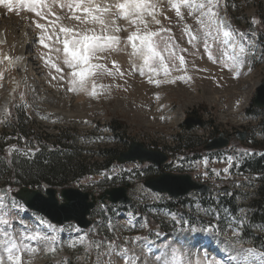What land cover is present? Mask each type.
<instances>
[{
    "label": "rangeland",
    "instance_id": "obj_1",
    "mask_svg": "<svg viewBox=\"0 0 264 264\" xmlns=\"http://www.w3.org/2000/svg\"><path fill=\"white\" fill-rule=\"evenodd\" d=\"M156 2L160 24H151L150 29L171 30L163 35L165 38L170 35L177 49H186L179 52L185 58L184 68L180 69L176 61V68L169 65L167 78L163 71L153 74L146 67L145 74L141 75L142 58L131 56L130 46L121 47L118 51L100 53L93 60V63L104 65L106 71L95 77L96 87L90 84L86 92L68 91L70 70L57 60L52 41L46 40L49 48L40 44L41 30L35 23H47V20L23 7L9 11L0 5V39L3 38L0 40V100L10 96L0 113V213L8 221L7 225L0 224V232L7 231L17 242L23 238L24 244L38 249L35 247L37 236L33 232L26 234L19 223L11 192L23 186L18 179L23 174L22 161L30 164L35 157L44 156L42 152L45 155L60 152L71 154L80 167L67 178L65 184L69 187L98 194L105 188L131 184L132 205H98L95 209L93 219L99 241L85 260L88 264H127L123 249H127L131 264H164V259H171L172 249H178V256L187 264L197 253L203 256L200 246L203 234L208 232H212L213 242L223 248L225 252L222 253L234 255L240 248L264 253V225L250 217L255 212L250 203L257 198L262 179L244 165L264 156L253 150L264 138V109L247 112L256 87L264 81V50L260 41H264V0H219L216 11L220 18L229 26V20L238 21L241 26V29L231 30L235 56L240 61L237 76L233 75L231 60H227L228 67L224 66L226 57L211 39L208 41L212 45L211 59L201 39L189 42L185 25L193 34L198 27L195 18L189 15L190 9L180 6L181 19L169 0ZM54 10L61 16L67 11L58 7ZM121 23L129 28L126 22ZM119 35L126 37L128 32ZM225 48L231 55L227 45ZM26 50H30L28 58L21 56ZM5 54L22 57L23 67L4 60ZM49 57L51 63L63 69L65 80H60L61 73L46 62ZM150 76L168 82L150 83ZM181 76L185 78H177ZM14 101H17L28 136L17 140L14 136L8 143L4 138H9L13 132L8 109ZM187 116L201 117L205 125L187 130ZM114 120L123 124L119 133L108 128V123ZM237 130L248 132L244 141L240 142L235 136ZM220 133H232L229 145L205 152L203 146L207 140ZM60 135L62 139L57 141ZM131 141L166 153L168 165L162 170L191 174L197 181L210 186L208 195L192 193L175 200L150 193L141 183L161 171L147 163L102 166L104 158L100 153L103 149H113L118 154L126 151ZM188 141L196 158L188 154V148H178L180 143ZM201 147V151H196L195 148ZM175 152L182 153L183 157L180 159ZM9 171L16 178L11 183H8ZM50 182V187L60 189L58 181ZM45 186H49L48 183L40 187L34 185L37 190ZM148 219L155 229L147 230ZM209 221L213 226H206ZM157 227L166 230V235L160 236ZM148 233L154 243L151 248L143 246L142 238ZM213 242L211 246L216 247ZM233 244L235 248L229 253L227 248ZM207 254L209 258L222 257L211 251ZM39 260V249L23 254L24 264H38Z\"/></svg>",
    "mask_w": 264,
    "mask_h": 264
},
{
    "label": "snow or ice",
    "instance_id": "obj_2",
    "mask_svg": "<svg viewBox=\"0 0 264 264\" xmlns=\"http://www.w3.org/2000/svg\"><path fill=\"white\" fill-rule=\"evenodd\" d=\"M169 2L181 19H183L181 5L190 9L189 15L195 18L198 25L195 34L185 25L184 31L189 36V42L201 39L211 59L213 58L210 51L212 45L208 43L211 39L218 48L222 49L226 57L224 66L228 67L227 60H231L233 75H239L240 61L235 55H229L225 48L229 45L230 38H233V33L227 30V24L216 11L219 7V0H169ZM0 5H4L9 11H12L14 7H23L42 20H47V23H35V27L41 30L39 42L45 48H49L46 40L52 41L57 60L70 70L67 74L68 91L86 92L90 84L95 88V77L103 75L106 69L102 64L93 63V60L97 59L100 53L118 51L121 47L130 46L131 56L142 58L143 67L139 69L141 75L145 74L144 67H146L148 72L153 74L163 71L167 78L170 71L169 65L176 68V61H179L180 69L184 68L185 58L179 55V52L186 51V49H177L171 43L172 37L169 35L165 38L163 35V33H170L171 30L160 28L154 31L150 29L151 24H160V20L157 19L156 0H0ZM57 7L60 10L67 9L63 16L54 10ZM49 17L54 18L49 19ZM121 21L126 22L129 28L135 30L129 31V28H126ZM126 31L128 32L126 37L119 35ZM232 46L236 47L235 44ZM240 50L243 51V48ZM4 59L9 58L5 56ZM20 59L21 57L15 58L16 61ZM46 62L51 63V58L49 57ZM9 63L13 64L14 61L9 59ZM115 63L114 61L113 64ZM51 66L56 69V72L61 73L59 79L65 80L63 69L56 63H51ZM108 74L112 73L108 72ZM52 78L57 79L56 76ZM177 78L184 79L185 77ZM149 82L159 85L168 81L167 79H153L150 76ZM0 223L7 225L8 221L0 219ZM0 236L3 237L0 239V264H24L23 254L25 252L38 251L24 244L23 238L17 242L16 238L7 231L0 232ZM44 239L47 240V237ZM233 248H235L234 244L228 247L227 251L231 253ZM47 250L54 252L55 248ZM123 251L127 264H131L126 255L127 249ZM110 252L111 248L109 254ZM178 252V249H172L171 259H164V264H183ZM254 257H260V260L256 261ZM158 259H163V257ZM226 260L227 264H264V253H258L252 248H240L234 255L229 254ZM226 260L224 257L209 258L205 250L203 256L197 253L196 258L189 259L187 264H226Z\"/></svg>",
    "mask_w": 264,
    "mask_h": 264
},
{
    "label": "water",
    "instance_id": "obj_3",
    "mask_svg": "<svg viewBox=\"0 0 264 264\" xmlns=\"http://www.w3.org/2000/svg\"><path fill=\"white\" fill-rule=\"evenodd\" d=\"M253 106L256 109H264V81L256 88ZM204 121L198 117H187L186 128L190 130L194 126L203 127ZM236 136L243 141L246 132L235 131ZM230 135V134H229ZM229 143L228 135L220 133L218 137L211 138L207 141L204 149L206 151L219 150L226 147ZM168 157L156 150L147 148L144 144L137 141H131L126 151L119 153L116 162L124 164L127 162L138 161L140 164L149 162L157 167H161ZM144 185L152 191L165 193L174 199L184 197L192 191L200 194H206L209 187L195 181L190 174H175L162 172L155 177L147 178ZM127 183L124 186L106 189L97 199L101 202L105 200L112 203H130L127 197ZM57 193L61 197V202L57 198ZM13 196L20 200L27 208L44 215L51 222L62 225L67 222H75L82 228H87L91 222L87 220L96 203V197L93 194L83 192L77 188L67 187L60 190L47 188L45 194L28 188L21 187Z\"/></svg>",
    "mask_w": 264,
    "mask_h": 264
},
{
    "label": "trees",
    "instance_id": "obj_4",
    "mask_svg": "<svg viewBox=\"0 0 264 264\" xmlns=\"http://www.w3.org/2000/svg\"><path fill=\"white\" fill-rule=\"evenodd\" d=\"M234 24L237 26H240L238 21H234ZM263 31L261 32V34ZM264 36V34L262 35ZM263 45L264 50V41L260 40ZM249 113H255L257 110H255L250 105V109L247 110ZM19 110L17 107V103L14 102L10 108H9V123L13 127L12 135H8L9 138H4L5 142H12V138L15 136L16 140L19 138H27L28 132L23 125L21 114H19ZM122 125L120 122L114 120L110 121L108 123V128L112 131L119 133V131L122 129ZM5 135H3L4 137ZM62 139V135L57 137V141H60ZM125 143H128L126 138L124 139ZM28 143V140L26 141ZM190 141L186 142V144L180 143L178 148H188L187 152L190 155L194 154V150L189 145ZM128 145V144H127ZM196 151H201V148H195ZM253 150L256 152H263L264 153V138L260 143L255 144L253 146ZM61 151V150H60ZM44 156L41 158L35 157L33 162H30V164L26 163L25 161H22V167H23V174L18 176V179L20 182L23 183L25 186L39 187L42 183H48V185H52L50 181H58L59 186L66 187L65 184L67 181V178L78 170V164L75 163L73 160V157L71 154H62L60 152H50L49 154H44ZM101 156L104 158L102 162V166L104 168H110L112 165H115V160L117 157V153L113 149H103L101 151ZM194 156V155H193ZM193 158H196L195 156ZM246 167H248L251 171H253L256 174H259L261 177L260 185L257 190V198L253 199L251 201V206L255 208V212L251 215V219L253 221H259L262 222L264 225V156H261L260 158H256L253 161L244 164ZM80 168V167H79ZM13 179H16L13 177V172H8V182L11 183ZM50 183V184H49ZM262 242L264 243V239H262Z\"/></svg>",
    "mask_w": 264,
    "mask_h": 264
},
{
    "label": "bare ground",
    "instance_id": "obj_5",
    "mask_svg": "<svg viewBox=\"0 0 264 264\" xmlns=\"http://www.w3.org/2000/svg\"><path fill=\"white\" fill-rule=\"evenodd\" d=\"M3 38L1 37V39L0 40H2ZM233 45V41H230V43H229V45H227L228 46V48H229V50H230V52H231V55H235V50H234V47L232 46ZM23 49V48H22ZM22 52V51H21ZM2 56V55H1ZM21 56H24V58L25 57H27L28 58V56L30 57V50H26V52H25V55H21ZM8 58L10 59V60H12V61H14V63L12 64V65H17V66H19V67H23V63H24V61L23 60H19V61H16L15 60V57H10V56H8ZM22 58V57H21ZM9 59H7L8 61H9ZM34 64V63H33ZM32 65V64H31ZM258 83V82H257ZM257 85V84H256ZM9 100H10V96H6V97H4V98H2L1 100H0V113L5 109V107H6V105L8 104V102H9ZM53 112H56V111H53ZM58 114H61V113H59V112H57ZM65 117V116H64ZM0 219H2V220H4V217L0 214ZM1 225H2V223H0ZM207 236H209L210 237V235H208L207 234ZM1 239V238H0ZM3 239V238H2ZM151 248V247H150ZM222 248V247H221ZM211 249L213 250H215L216 249V251H217V253H219V252H223V251H221L222 249H220V247L217 245L216 247L214 246V247H212L211 246ZM222 255V254H221ZM228 255H224V257L226 258ZM254 260H256V261H259V257H254L253 258ZM226 260V259H225Z\"/></svg>",
    "mask_w": 264,
    "mask_h": 264
}]
</instances>
